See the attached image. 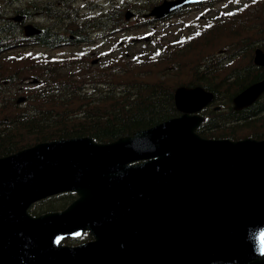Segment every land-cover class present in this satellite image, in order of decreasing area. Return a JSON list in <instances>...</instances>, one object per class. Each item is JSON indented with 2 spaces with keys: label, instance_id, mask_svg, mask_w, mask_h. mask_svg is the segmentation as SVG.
Instances as JSON below:
<instances>
[{
  "label": "water",
  "instance_id": "obj_1",
  "mask_svg": "<svg viewBox=\"0 0 264 264\" xmlns=\"http://www.w3.org/2000/svg\"><path fill=\"white\" fill-rule=\"evenodd\" d=\"M198 1L164 0L149 14ZM253 62L264 66V50ZM263 92L264 79L250 84L233 108ZM213 97L200 85L178 86L180 114L154 126L1 156L0 264H264V139L200 136L198 111ZM64 190L78 195L66 208L28 214L34 200ZM85 229L93 240L59 244Z\"/></svg>",
  "mask_w": 264,
  "mask_h": 264
},
{
  "label": "trees",
  "instance_id": "obj_2",
  "mask_svg": "<svg viewBox=\"0 0 264 264\" xmlns=\"http://www.w3.org/2000/svg\"><path fill=\"white\" fill-rule=\"evenodd\" d=\"M101 17L92 18L91 25H96ZM114 28L111 21L110 32ZM16 34L14 25L0 13V46L5 47ZM263 35L264 0H261L253 6L245 3L220 14L196 34L170 45V52L159 53L156 61L163 59L173 66L172 74L165 79L140 82L129 78L134 76V67L141 63L124 65V72L117 69L118 65L109 67L107 74L95 70L91 74L94 78L89 80L77 72L45 70L41 73L45 84L31 96L38 106L36 111H0V155L39 140L89 135L106 142L148 127L177 115L173 90L179 84L203 85L213 92L220 106L217 110L204 109V120L197 129L202 136L264 138V94L247 107L237 110L231 107L235 93L264 78V67L252 64L253 48L249 44L260 42L264 47ZM221 48L225 50L219 54ZM4 60L0 54L2 98L5 92L2 81L7 78L11 82L15 78L10 66L1 64ZM72 197V193L61 194L50 207H61Z\"/></svg>",
  "mask_w": 264,
  "mask_h": 264
},
{
  "label": "rangeland",
  "instance_id": "obj_3",
  "mask_svg": "<svg viewBox=\"0 0 264 264\" xmlns=\"http://www.w3.org/2000/svg\"><path fill=\"white\" fill-rule=\"evenodd\" d=\"M3 2V0H0ZM28 1V0H22V2ZM92 0H81L76 3L77 7H81L84 5V8H86L89 4H92ZM229 1H227L228 3ZM4 4V2H3ZM6 5V4H5ZM4 7V6H3ZM129 8V7H128ZM127 8V9H128ZM196 13V11H189L188 15L182 16L179 13L174 14L170 19L164 20L161 22H158L155 24V28L149 27H133V25L129 26L128 28L122 30L119 32L116 36L109 38L107 37V43H110L112 40L119 45L123 44L125 41H129V48L135 49L141 48L142 44L137 40V38H141L143 35H145L148 32H153L154 37H158L159 35L162 36V38L165 39H173L175 36H177L180 32H185V29L189 30V34L193 33L195 31V27L198 24V19H196V16H193ZM5 17L10 16L9 14L3 15ZM137 21H139L138 18H134L131 20V24H135ZM176 22H182L177 23ZM174 24V25H173ZM186 25V26H185ZM11 26V25H9ZM185 26V27H184ZM188 34V35H189ZM148 39H150L148 37ZM153 40V39H152ZM130 41H134V43H130ZM150 41V40H148ZM260 43V42H259ZM114 44V43H113ZM101 47V44L99 45ZM224 46V45H222ZM31 51H34L33 53H37L39 51L44 52L46 54H58L62 55V52H70L72 50H75L74 46H63L59 49L49 48L42 44L40 46L37 45H31ZM222 49V48H221ZM27 48L22 49L21 52L27 51ZM220 50V49H219ZM218 50V51H219ZM20 51H15L14 53H19ZM149 53V52H148ZM93 58H97V55H91ZM144 63L138 64L134 67L133 73L134 76H130L129 78H134L137 81L145 82V81H156L157 79L166 77H169L172 74L173 66L171 64H168L165 60L161 59L159 61L150 62L147 60H143ZM3 64H8L11 68V71L13 73L12 76L15 77L11 82L7 81V78H5L3 81H1L5 84V97L0 98V111L1 110H15V111H22L23 108L26 106L24 103L16 104V99L20 96H27L29 93L33 91V88H31L29 85H27V72H36L35 70L29 69L30 64L28 60L22 59H13L4 62ZM132 63H124L119 70L121 72H124L125 68L124 65H129ZM15 71V72H14ZM5 100V101H4ZM1 156V155H0ZM58 201V198L52 197L50 199H46L41 201V203H37V207L40 208L42 211L43 209L51 208L50 206L52 204H56ZM67 204V203H66ZM65 204V205H66ZM60 209V208H59ZM79 242V240H68L69 244H72L74 242ZM67 241L64 243H68Z\"/></svg>",
  "mask_w": 264,
  "mask_h": 264
},
{
  "label": "flooded vegetation",
  "instance_id": "obj_4",
  "mask_svg": "<svg viewBox=\"0 0 264 264\" xmlns=\"http://www.w3.org/2000/svg\"><path fill=\"white\" fill-rule=\"evenodd\" d=\"M40 4L38 8L34 10L23 9L18 10L16 13H20L22 18L20 20L13 19V16H7L6 19L9 20L14 25L15 29L23 30V23L26 21L32 22L38 27L41 28V33L38 35H34L30 37V43H34L39 41L40 44H50L48 40L54 39L52 36H55L57 42L54 44L55 49H59L68 42L70 39H74L75 33L77 29L70 28L67 26H59L58 22L62 21V8L64 7L63 4L67 7L72 5V2L65 1L63 4V0H40ZM44 1V2H43ZM26 2V1H25ZM134 4L136 6H140L142 4V0H134ZM12 17V18H11ZM47 18V19H45ZM49 20V22H48ZM50 23H54V25H49ZM61 31H66V38L64 40H60L61 38ZM39 44V43H38ZM27 46V45H26ZM28 110V107L26 108Z\"/></svg>",
  "mask_w": 264,
  "mask_h": 264
},
{
  "label": "bare ground",
  "instance_id": "obj_5",
  "mask_svg": "<svg viewBox=\"0 0 264 264\" xmlns=\"http://www.w3.org/2000/svg\"><path fill=\"white\" fill-rule=\"evenodd\" d=\"M17 32H20L21 30L20 29H15ZM0 42H1V39H0ZM250 45H252V48H253V51H252V53L254 52V50L256 49V47H257V43L256 42H252V43H249ZM252 50V49H251ZM55 62V64L57 65V66H59V67H66V68H69V69H71V70H73V71H75V72H77V73H79V74H81V75H83V76H85V77H87V78H94L91 74L93 73V71H95V70H102V69H99V68H94V67H87V66H78V65H76V64H72V63H68V62H65V61H62V60H55L54 61ZM104 72H105V74H107V72L105 71V70H103ZM106 88H108V86L106 87ZM38 106H37V104H35V103H30L29 104V106H28V110H26V109H23L22 110V112L24 113V112H34V111H36V108H37ZM234 110H236V109H234ZM151 126H154V124L153 125H150V126H148V127H151ZM148 127H144V128H139V129H137V130H141V129H145V128H148ZM137 130H135V131H137ZM89 136V135H88ZM89 137H92V136H89ZM29 214V213H28ZM30 215V214H29ZM31 217H33V218H36V217H38V216H32V215H30ZM37 222H40V220H38L37 219ZM44 227H49V226H44Z\"/></svg>",
  "mask_w": 264,
  "mask_h": 264
}]
</instances>
